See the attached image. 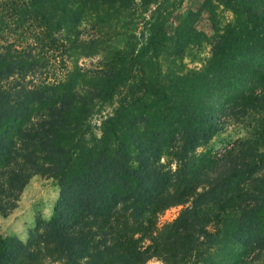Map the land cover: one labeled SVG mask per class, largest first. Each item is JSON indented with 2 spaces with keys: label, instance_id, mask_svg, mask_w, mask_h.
<instances>
[{
  "label": "trees",
  "instance_id": "obj_1",
  "mask_svg": "<svg viewBox=\"0 0 264 264\" xmlns=\"http://www.w3.org/2000/svg\"><path fill=\"white\" fill-rule=\"evenodd\" d=\"M217 1L245 32L213 28L164 82L157 59L202 37L167 36L169 0H0V216L33 176L59 189L24 242L0 234V264H264V0ZM47 54L70 70L33 81ZM229 126L250 134L196 153Z\"/></svg>",
  "mask_w": 264,
  "mask_h": 264
},
{
  "label": "rangeland",
  "instance_id": "obj_2",
  "mask_svg": "<svg viewBox=\"0 0 264 264\" xmlns=\"http://www.w3.org/2000/svg\"><path fill=\"white\" fill-rule=\"evenodd\" d=\"M171 14L164 26L167 36H175L184 28L191 27L197 33L202 34L195 42L189 43L180 55H174L168 50L157 61L161 65V78L164 82L171 81L187 69H200L210 54L211 37L213 28L221 30L225 25L230 26L236 33H244L246 30L243 19L236 16L231 10L220 4L217 0H169ZM47 54L49 64L40 70L33 78L53 81L63 76L70 70L72 61L58 63ZM99 57H82L75 62L80 69L87 70L95 66ZM111 108L106 107L100 115H93L91 123L99 125L100 116L109 113ZM250 134L249 129L241 126H229L216 133L211 140L196 150L197 154L213 153L220 150L237 138H246ZM59 193L57 183L51 178L33 176L20 192L14 208L6 217L0 216V234L2 237H16L24 242L27 233L37 224L45 222L50 217ZM180 206L166 210L158 219L160 224L172 220ZM145 264H163L156 259H150Z\"/></svg>",
  "mask_w": 264,
  "mask_h": 264
}]
</instances>
